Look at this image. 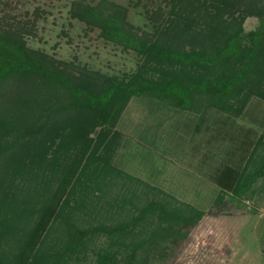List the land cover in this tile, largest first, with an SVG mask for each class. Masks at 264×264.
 <instances>
[{
    "label": "rangeland",
    "instance_id": "rangeland-1",
    "mask_svg": "<svg viewBox=\"0 0 264 264\" xmlns=\"http://www.w3.org/2000/svg\"><path fill=\"white\" fill-rule=\"evenodd\" d=\"M105 2L122 12L133 33L150 39L160 30L172 38L179 25L218 40L238 26L252 31L264 17V0H0V19L19 22L28 49L90 89L128 79L143 64L76 17L77 4ZM248 79L223 109L206 103L181 109L155 96L132 97L102 143L91 147L84 144L82 120L95 117L70 116L61 105L64 91L37 97L30 83L0 85V125L14 127L0 132V146L25 123L44 126L41 138L58 133L30 175H19L0 154V262L126 263L156 222L157 212L147 208L141 215L142 208L161 201L203 216L151 264H264V54ZM48 99L53 108L45 106ZM98 130L87 135L94 138ZM226 166L256 178L241 198L226 194L219 201L214 177ZM41 214L50 216L38 228ZM70 233L73 248L66 246Z\"/></svg>",
    "mask_w": 264,
    "mask_h": 264
},
{
    "label": "trees",
    "instance_id": "trees-1",
    "mask_svg": "<svg viewBox=\"0 0 264 264\" xmlns=\"http://www.w3.org/2000/svg\"><path fill=\"white\" fill-rule=\"evenodd\" d=\"M76 8V17L100 29L104 39L142 58L143 64L136 73L128 79H110L103 81L104 86L84 89L66 70L55 67L43 54L26 47L21 36L24 33L22 29L27 30L25 27L21 28L19 22L10 24L1 17L0 85L9 81L30 83L37 86V91H34L36 96L64 91L67 102L61 105L65 111H70V116L72 113L90 112V119L95 117V120H82L83 135L86 136L84 144L90 143V147L114 127L120 112L132 97L155 96L181 109L197 103L225 108L241 94L264 54V17L259 18L254 30L245 32L238 26L226 35H220L218 40L210 35L189 33L179 25L173 29L172 38L167 39L169 35L160 30L155 39H150L133 33L125 25L122 12L112 11L111 5L106 2L92 7L77 4ZM47 104L46 107L53 108L54 102L49 103L48 99ZM70 121L67 123L71 124ZM78 126L80 129L82 125ZM43 127L37 130L34 124L20 125L21 130L15 138L0 146V154L7 159L5 164L16 165L13 169L19 175H30L36 166L45 161L49 148L54 144L58 133H47L41 138ZM12 128L0 125V132L10 134ZM96 129H99L96 136L89 138V131L91 133ZM97 150L92 149L93 152ZM90 155L93 156L91 152ZM255 178L256 175L242 178L238 170L226 166L214 177L222 193L218 200L221 201L226 194L231 199L241 198L247 194ZM147 208L157 212L153 231L141 242L134 243L126 263L120 264H151L152 258L164 252L167 242L176 244L183 240L188 235V229L203 216L201 212H186L166 206L161 201L147 204L142 208L141 215ZM45 215H40L38 228H43L49 219L50 215ZM66 246L75 247L73 233H70ZM3 261L0 264H9L6 259Z\"/></svg>",
    "mask_w": 264,
    "mask_h": 264
}]
</instances>
